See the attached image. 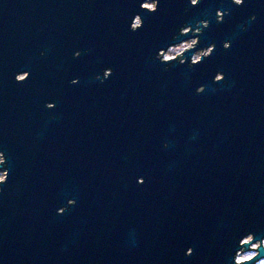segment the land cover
<instances>
[{
	"label": "water",
	"instance_id": "1",
	"mask_svg": "<svg viewBox=\"0 0 264 264\" xmlns=\"http://www.w3.org/2000/svg\"><path fill=\"white\" fill-rule=\"evenodd\" d=\"M141 2L0 0V264H232L264 238V0ZM202 19L209 59H156Z\"/></svg>",
	"mask_w": 264,
	"mask_h": 264
},
{
	"label": "clouds",
	"instance_id": "2",
	"mask_svg": "<svg viewBox=\"0 0 264 264\" xmlns=\"http://www.w3.org/2000/svg\"><path fill=\"white\" fill-rule=\"evenodd\" d=\"M160 0H142L139 7L142 12L156 13L159 9ZM201 3V0H190V5L192 7H197ZM231 3L237 7H241L245 4V0H231ZM229 12L227 10L216 11V21L217 23H222L226 15ZM256 17L252 16L251 20L255 21ZM143 18L137 13L131 20L130 31L136 32L143 27ZM210 27V21L207 19H202L196 22L195 27L185 22L179 27L178 32H176L172 39L176 41L171 43L166 48H161L156 54V59L166 66H172L174 64L185 65L189 68H196L203 63L204 60L209 59L216 48L215 43L210 44L206 47H200V36L203 35L205 29ZM182 37H190L187 39H182ZM223 48L228 50L231 47V41H224ZM44 53H41L43 55ZM190 54V55H189ZM81 56L80 51L74 53V58H79ZM113 70L111 68H106L103 70L102 74H98L96 79L101 83H104L112 76ZM30 73L23 71L17 73L15 76V81L17 83H24L29 79ZM225 80V75L223 72H217L213 77V83L219 84ZM73 85L79 83L78 78L71 81ZM206 91V86L201 85L196 89V94L200 95ZM48 109H54V103H47L45 105ZM9 167L7 157L4 151H0V193L4 191V185L8 183L9 180ZM138 183L143 184V178L138 179ZM77 201L74 199H69L65 206L57 209L58 215H63L69 211L72 207L76 205ZM262 252H264V238L257 239L255 233L248 232L243 235L238 241V247L234 255L231 258L232 264H264V257H262ZM193 255V248H189L186 252V256Z\"/></svg>",
	"mask_w": 264,
	"mask_h": 264
}]
</instances>
